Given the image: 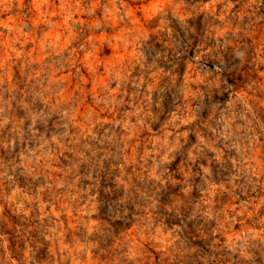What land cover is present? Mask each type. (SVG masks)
<instances>
[{
    "label": "rangeland",
    "instance_id": "obj_1",
    "mask_svg": "<svg viewBox=\"0 0 264 264\" xmlns=\"http://www.w3.org/2000/svg\"><path fill=\"white\" fill-rule=\"evenodd\" d=\"M0 264H264V0H0Z\"/></svg>",
    "mask_w": 264,
    "mask_h": 264
},
{
    "label": "trees",
    "instance_id": "obj_2",
    "mask_svg": "<svg viewBox=\"0 0 264 264\" xmlns=\"http://www.w3.org/2000/svg\"><path fill=\"white\" fill-rule=\"evenodd\" d=\"M214 62V61H213ZM212 61L209 63V67L213 68L214 67V63Z\"/></svg>",
    "mask_w": 264,
    "mask_h": 264
}]
</instances>
